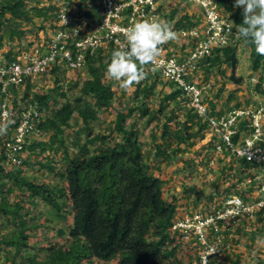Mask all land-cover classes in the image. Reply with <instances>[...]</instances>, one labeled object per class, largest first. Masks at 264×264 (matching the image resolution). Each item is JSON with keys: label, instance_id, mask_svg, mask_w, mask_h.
<instances>
[{"label": "trees", "instance_id": "1", "mask_svg": "<svg viewBox=\"0 0 264 264\" xmlns=\"http://www.w3.org/2000/svg\"><path fill=\"white\" fill-rule=\"evenodd\" d=\"M215 1L224 12L230 13L229 18L237 31L243 22V9L234 7L235 0ZM82 4L91 5V0ZM57 7L53 0H0V55L6 61L16 60L17 52L28 50L33 43L29 40L27 46L16 52L2 50L4 26L9 23L16 25V41L22 45L24 39L27 40L35 30L45 32L63 28L55 13ZM183 9L175 28H190L198 23L193 15L200 12L199 8L189 3ZM177 11V8L171 11V19H174ZM33 12L42 15L39 24ZM162 17L167 20L165 13H162ZM23 23L26 25L22 27ZM8 37L10 39L12 34L9 33ZM241 42L248 47L252 62L249 77L257 76L258 79L254 88L264 92V56H259L255 46L240 36L234 44L215 50L206 57L200 73L204 71L207 74L216 68L226 75V71L230 70L229 78L233 82L240 85L247 82L245 76L236 74ZM116 49L113 43H104L92 54L87 52L83 71L75 74L67 89L61 81L68 68L62 63L53 64L44 77L53 76L55 84L52 90L65 97L62 102L52 91L38 90L36 82L30 77H26L20 85L10 87L13 107L18 108L21 114L29 104H36L40 116L33 121L39 128L38 134L56 137L58 147L55 149H61L62 153L61 168L49 165L36 160L30 153L41 146L40 140L29 141L21 156V165L30 164L39 171L49 169L53 174L49 178L65 181L67 191L60 190L50 179L23 175L19 170L21 165L5 164V140L20 122V118L12 117L15 124L6 136L0 137V224L12 225L7 234L0 232V264H6L9 255L12 257L11 264H184L175 258V247L179 242L185 246L187 243L172 229L183 206L176 204V198L164 196L162 176L153 172L145 162V150L140 141L143 133L141 119L145 118L148 123L157 121L160 132L155 136L156 143L151 146L155 149V155L163 160L177 158L185 149L183 145H192L197 139L207 138L206 144L214 147L217 140L210 137L207 120L199 117L190 106L189 96L158 73L148 74L139 84H134L126 102L127 114L121 107L117 108L109 132L102 128L95 130L91 124L101 126V113L114 106L117 99L120 83L106 76L107 65ZM81 71L88 77L83 79L80 93L75 95L73 101L69 92L79 86ZM160 82L161 87L157 91ZM20 91L23 92L24 103L18 99ZM222 91L221 88L216 96L219 97ZM159 93V102L149 101L150 97ZM205 100L211 112H214L218 107L214 97ZM75 114L79 118V127L72 134H67V129L72 128L71 119ZM130 117L132 119L128 121ZM173 122L177 125L178 133L173 131ZM114 135L116 139L113 141ZM68 138L73 140L69 143ZM166 144L170 145V149L166 148ZM50 148L53 149V146ZM239 162L242 173L250 175L255 164L245 159ZM5 191L15 194L7 196ZM188 192L193 194L196 202L204 195L194 187ZM232 193L247 197L241 188H236ZM26 196L31 197L33 203L42 200L51 205L52 211L66 220L68 236L64 239L65 243L49 244L43 253L27 251L26 247L33 236H44L43 231L47 226L44 223L30 226L28 217L31 214L26 208ZM257 215L264 221V209L259 210ZM195 263L198 264L197 260Z\"/></svg>", "mask_w": 264, "mask_h": 264}, {"label": "built area", "instance_id": "2", "mask_svg": "<svg viewBox=\"0 0 264 264\" xmlns=\"http://www.w3.org/2000/svg\"><path fill=\"white\" fill-rule=\"evenodd\" d=\"M53 1L58 5L55 13L63 28L53 30L41 43L33 40L28 50L18 54L16 60L6 61L0 55V120L5 114L20 118L11 136L5 140V164L20 166L29 137L39 132L33 121L40 116L36 104H29L19 114L18 108L13 107L10 87L20 85L26 77L34 80L44 76L55 63L79 71L85 64L87 52L92 54L104 43L126 48L124 33L134 23L163 20V0H93L99 16L92 29L85 31L72 13L73 1ZM186 1L200 9L193 15L198 23L190 28H175L170 24L178 39L163 46L157 62L147 66L146 77L158 73L189 96L190 106L199 117L207 120L210 137L217 140L215 151L255 164L251 170L253 175L244 176L246 184L258 193L253 199L231 192L222 196L219 204L211 210L187 211L182 217L177 216L172 225L186 246L196 251L198 264H217V259L224 253L225 226L233 225L242 216L254 217L264 209V92L254 88L257 79L252 86L256 98L251 103L211 112L205 100V89L212 85L199 76L202 61L213 51L234 44L239 34L217 1ZM177 44H180L179 48ZM251 79L255 81L254 77ZM256 264H264V257Z\"/></svg>", "mask_w": 264, "mask_h": 264}, {"label": "rangeland", "instance_id": "3", "mask_svg": "<svg viewBox=\"0 0 264 264\" xmlns=\"http://www.w3.org/2000/svg\"><path fill=\"white\" fill-rule=\"evenodd\" d=\"M69 1H73L71 6L73 10L72 13L79 19V22L82 27H84L85 31L91 30L92 26L96 22V19H98L99 11L95 10L91 7V5L84 6L82 2L85 0ZM188 4L189 2L186 0H163L162 12L167 15L166 21H169L171 25H175L177 19H179L182 15L184 10L183 8H185ZM176 8L178 11L174 19H171L170 13ZM224 13L228 16L230 14L228 12ZM33 16H35V20L39 24L42 20V17H40L42 15H40L39 12H33ZM25 25L26 24L23 23L21 26L23 27ZM4 31L5 42L2 50H10L12 52H16L20 48L24 47L29 40H37L39 41L38 43H41L45 41L53 32V30L45 32H38L35 30L33 34L28 36L27 40L24 39V44L22 45L16 41V38L18 37L16 35L18 33V29L14 23L5 25ZM9 33L12 34L10 39L8 37ZM179 46L180 44H177L178 48ZM238 52L240 54V62L238 64L236 74L246 77L247 82L244 84L240 85L233 82L229 78L230 70L226 71V75L222 74L221 71L216 68L211 69L207 74H205L204 71L202 74L199 72L200 78L212 85L211 87H207V89H205V98L214 97L215 101L220 103L221 106H223L222 108L226 110L230 106L251 103V100L254 98L252 86L256 83L257 76H254L255 81L251 79L252 77H249L252 72V62L249 55V49L246 47L244 42L239 44ZM17 53L20 54L21 51ZM82 71L80 74L79 86L69 92V97L73 101L75 95L80 93V87L83 79L88 77V74ZM77 72V70H67L66 73H64L65 75L62 76L64 79H62L61 83L63 82L65 89L69 87V83L75 78V74ZM34 81L37 84L38 90L52 91L54 96L60 102L65 100V97L61 96L59 92L52 90L55 84L53 76H48L47 78L44 76L38 77L34 79ZM161 83L162 82L159 83V88L156 89L157 91H159ZM133 86L134 84L127 89L121 86L119 87L114 106L105 109L101 113V126H97L96 123L91 124L95 130L102 128L105 132H109L115 119L117 108L121 107L125 114H127L128 108L126 106V102L133 90ZM221 88L223 91L220 96L217 97L216 94L219 93ZM160 96L161 93L150 97L149 101L154 103L159 102ZM22 97L23 92L20 91L18 99L21 103H24L25 99ZM172 102L176 101L172 100ZM219 112L222 111L219 110ZM78 119L77 114H75L74 118L71 119L72 128L67 129V134H72L73 131L79 127ZM131 119L132 118L130 117L128 121H131ZM141 123L143 133L140 136V141L143 143L145 150V162L153 172L159 173V175L162 176L164 182V196L169 199H172L173 197L176 198V204L183 206V209L178 213L179 217H182L186 211H190L192 209L194 211L211 210L219 204L222 196L234 192L236 188H241V191H243L249 199H253L255 195H258L255 190H252L253 187L246 184L244 181L245 174L242 173L239 160H236L229 153L222 151V154H220L219 151H215L212 144H206L208 142L207 138L197 139L192 142V145H183L185 149L178 155L177 158L171 157L167 160H163L161 157H157L155 155V149L151 146L154 142L156 143L157 139L154 141L155 136L160 132L157 128V121L154 120L151 123H148L146 119L143 118L141 119ZM192 123L194 124V122ZM172 124L174 129L173 131L178 133V129L176 128L177 125L175 122ZM115 139L116 136H112V140L114 141ZM37 140H40L41 146L34 148V150L30 152L31 155H33L36 160H41L49 165H55L56 167L61 168L63 165L61 159V149H55V147H58V139L52 135L40 133L38 135H34L29 141L32 143V141ZM72 140L73 139L68 138L69 143ZM51 146H53V149L50 148ZM42 147H44L45 150H41ZM166 148L170 149V145L166 144ZM19 170L27 177H35L45 180L50 179L54 182V185L56 184L59 187L60 190L63 189L64 191H67V183L65 181H61L59 179L52 180L49 178V175H51V177L53 176L49 169L39 171L35 166L23 164L19 167ZM191 187H194L204 193L199 202H196L193 194L188 192ZM4 189L5 188H3V190ZM5 193L7 196L15 194H11L8 191H5ZM26 198L28 201L26 208L30 210L32 217H28L30 226L35 223H44L47 226L43 231L44 236H41L42 238L35 235L33 236L28 247H26V249H28L27 251H39L43 253L45 252L46 246L49 244L53 243L54 245H57L58 243H65L64 239L68 236L66 220L56 215V213L52 211V206L44 201L38 200L33 203L31 197L26 196ZM6 226L0 224L1 233L7 234L12 228V225ZM224 234V253L217 259V264H256L264 257V221L261 220L258 215L251 218L246 216L240 217L233 225L229 224L225 226ZM175 249V258L177 257L182 263L196 264L195 261L197 258L196 251L194 249L183 245V243L181 244V242L177 244ZM11 262L12 257L9 255L6 264H11Z\"/></svg>", "mask_w": 264, "mask_h": 264}, {"label": "clouds", "instance_id": "4", "mask_svg": "<svg viewBox=\"0 0 264 264\" xmlns=\"http://www.w3.org/2000/svg\"><path fill=\"white\" fill-rule=\"evenodd\" d=\"M234 7L243 9V22L237 28L241 38L255 46L264 56V0H235ZM126 48L113 51L106 76L127 89L146 78V67L157 62L165 44L178 37L166 21L143 20L134 23L125 33ZM15 120L5 114L0 120V137L6 136Z\"/></svg>", "mask_w": 264, "mask_h": 264}, {"label": "crops", "instance_id": "5", "mask_svg": "<svg viewBox=\"0 0 264 264\" xmlns=\"http://www.w3.org/2000/svg\"><path fill=\"white\" fill-rule=\"evenodd\" d=\"M85 1H86V0H85ZM83 2H84V1H83ZM91 7H93L95 10H97V9L95 8V4H94L93 1H91ZM216 105L218 106V107L216 108L217 110H221V111L224 110V108H222L223 106H221L220 103H217Z\"/></svg>", "mask_w": 264, "mask_h": 264}]
</instances>
